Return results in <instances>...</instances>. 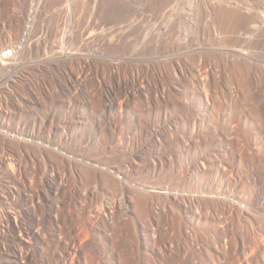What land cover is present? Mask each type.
I'll use <instances>...</instances> for the list:
<instances>
[{
  "label": "bare ground",
  "instance_id": "bare-ground-1",
  "mask_svg": "<svg viewBox=\"0 0 264 264\" xmlns=\"http://www.w3.org/2000/svg\"><path fill=\"white\" fill-rule=\"evenodd\" d=\"M1 81L0 264H264V0H0Z\"/></svg>",
  "mask_w": 264,
  "mask_h": 264
},
{
  "label": "rangeland",
  "instance_id": "rangeland-1",
  "mask_svg": "<svg viewBox=\"0 0 264 264\" xmlns=\"http://www.w3.org/2000/svg\"><path fill=\"white\" fill-rule=\"evenodd\" d=\"M63 44H64L63 46H67V45L65 44V42H63ZM11 52H12V51H9L7 54H6V53H3L2 56H3V57H7V56L11 57V56H12V53H11ZM0 84H1L0 86H8V84H6L4 81H1ZM50 84H51V85H49V86H58V85H57L56 83H54V82H52V83H50ZM31 94H32V93H31ZM31 94H30V93H27V92L25 91L24 93L21 94V96L24 98L25 96H32ZM13 101L16 102V101H15V98H13ZM13 101L9 100L8 106L15 105ZM43 116H44V114L41 115V117H43Z\"/></svg>",
  "mask_w": 264,
  "mask_h": 264
}]
</instances>
